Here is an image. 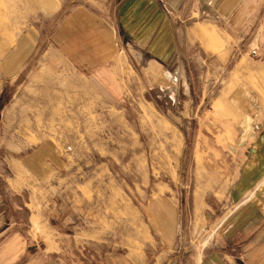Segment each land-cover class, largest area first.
Here are the masks:
<instances>
[{"label":"rangeland","instance_id":"rangeland-1","mask_svg":"<svg viewBox=\"0 0 264 264\" xmlns=\"http://www.w3.org/2000/svg\"><path fill=\"white\" fill-rule=\"evenodd\" d=\"M44 1L0 0V173L8 180L12 175L3 166L5 147L9 140L17 141L20 133L26 140L23 147L46 143L57 150L65 167L60 173L51 171L55 179L68 177L87 192L117 197L126 192L142 204L159 190V199L164 197L169 207L166 197L181 192L182 184L184 197L187 192L190 197L193 194L191 169L184 163L177 165L181 131L188 133L185 138L191 148L192 132L201 122L208 123L215 116L219 121L230 112L228 105L219 109L214 101L221 93L229 96L236 81H248L255 87L264 114V6L253 9L252 24L222 41L226 48L220 59L233 50L223 67L192 56L188 58L192 73L184 71L171 78L158 64L151 79L140 66L133 70L135 59L127 46L125 52H116L112 23H106L104 17L109 14L116 20L118 14L114 9L107 12L105 0H52L50 6ZM125 29L122 26L120 34L129 40ZM131 45L129 49L136 51L137 46ZM117 57L121 67H117ZM188 77L193 82L190 91L181 85ZM172 83L177 84L169 88ZM156 84L165 86L151 88ZM154 99L158 110L151 103ZM173 101L175 111L170 115ZM9 145L18 150L12 142ZM187 154L188 147L183 152L185 157ZM214 155L211 152L207 157L213 159ZM225 155L228 159L230 153ZM10 165L14 190L20 191L25 181L29 184L12 200L3 196L1 207L7 208L6 218L11 212L9 219L14 216L28 226V210L17 206L28 201L37 212L48 213L46 191L32 182L18 159L11 157ZM257 190H264V180ZM178 203L180 225L175 238L153 245L152 250L132 249L133 254H144L148 264H197L202 247L205 255L222 228L214 231L216 225L229 213L223 215L219 210L201 225L191 204L185 207L181 199ZM49 222L47 217L33 216L37 234L32 229L31 234L36 247L37 242L47 245L53 240ZM82 230L78 229L84 236Z\"/></svg>","mask_w":264,"mask_h":264},{"label":"crops","instance_id":"crops-1","mask_svg":"<svg viewBox=\"0 0 264 264\" xmlns=\"http://www.w3.org/2000/svg\"><path fill=\"white\" fill-rule=\"evenodd\" d=\"M105 3L108 13L114 9L118 14L116 20L109 14L104 17L106 23H112L116 52L120 54L122 49L125 52L127 46L128 53L135 59L133 70L140 66L141 72L151 79L158 64L171 78L184 71L192 73L188 59L192 56L223 67L231 59L233 50L226 51L224 59H220L219 55L226 48H222V41L236 37L237 32L252 24L253 9L264 6V3H248L247 0H105ZM119 25L126 28L129 40L120 34ZM131 44L137 46L136 51L129 49ZM115 62L117 67L122 66L119 57ZM183 81L186 83L181 84L183 88L190 91L192 78ZM175 84H169V88ZM158 86L165 85L156 84L151 88ZM214 102L219 109L223 105L230 106V112L219 121L215 116L208 123L201 122L192 132L191 148L185 138L188 133L181 131L177 165L184 163L191 169L193 194L190 197L187 192L184 197L182 184L181 192L166 197L169 207L164 197L159 199V190L151 195L154 203L147 200L142 204L126 192L118 197L108 192H87L68 177L55 179L51 171L55 169L60 173L65 167L57 150L46 143L23 147L25 137L17 133V141L7 142L3 166L12 179L14 170L10 160L11 157L18 159L27 175H31L32 182L46 191L44 201L50 211L37 212L27 201L17 208L28 210V226L14 216L9 219L11 212L6 218L7 208L1 207L3 196L6 201L12 200L13 195L26 190L25 184L29 183L25 181L20 191L14 190L10 179L0 173L3 189L0 190V264H148L144 254H133L131 250H152L153 245L157 247L175 238L180 225V199L185 207L191 204L201 225L211 214L218 215L219 210L223 215L229 213L216 225L214 231L220 225L222 228L205 255L204 247L198 251L197 264H264V190H257L264 180L261 97L248 81H236L229 96L221 93ZM151 103L157 109L155 99ZM173 104L174 101L168 109L170 115L175 111ZM11 142L18 150L10 147ZM211 152L215 154L213 159L207 157ZM226 152L230 153L228 159ZM169 188H172L170 183ZM134 191L140 195L135 185ZM139 198L143 200L141 195ZM36 214L49 219L48 229L55 235L47 245L37 242V247L31 234V229L37 234L32 226ZM81 228L84 236L78 231Z\"/></svg>","mask_w":264,"mask_h":264},{"label":"bare ground","instance_id":"bare-ground-1","mask_svg":"<svg viewBox=\"0 0 264 264\" xmlns=\"http://www.w3.org/2000/svg\"><path fill=\"white\" fill-rule=\"evenodd\" d=\"M46 6H50V4L52 3V0H45L44 2H43ZM227 100H228V98H227ZM228 102V101H227ZM230 107V106H229Z\"/></svg>","mask_w":264,"mask_h":264}]
</instances>
